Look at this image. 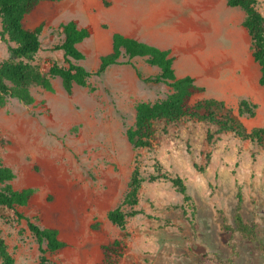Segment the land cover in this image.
Masks as SVG:
<instances>
[{
	"label": "rangeland",
	"instance_id": "1",
	"mask_svg": "<svg viewBox=\"0 0 264 264\" xmlns=\"http://www.w3.org/2000/svg\"><path fill=\"white\" fill-rule=\"evenodd\" d=\"M165 1L178 18L182 36L206 63L207 88L191 103L210 97L236 114L244 98L257 106L253 117L239 118L245 130L263 127L264 87L241 25L244 13L228 7L226 0ZM256 9L264 17V0H257ZM96 13L83 8L80 0H63L42 2L27 15L25 29L42 24L36 56L41 67L49 58L61 61L59 52H50L62 39L57 28L75 21L89 32L77 47L84 55L82 65L93 72L99 58L111 51L106 27L95 23ZM10 46L0 34V61L7 59ZM130 63L141 79L155 76L144 59ZM141 79L131 65L111 66L70 93L54 79L51 92L31 89V105L8 99L0 107V163L13 172L14 190H34L25 207L0 208V236L14 264L39 261L27 222L16 214L58 231L67 247L46 255L53 264H98L100 246L116 239L125 243L117 264H197L203 254H216L231 264H264V149L195 121L160 125L151 151L134 149L125 131L133 124L135 105L154 103L170 93L164 84ZM208 130L214 134L210 142ZM135 165L145 179L135 208L141 214L127 218L121 230L106 216L120 204ZM156 165L159 174L182 180L193 217L180 208L182 196L169 181H148L156 175ZM237 192L244 223L255 226L251 241L222 229V221L235 228Z\"/></svg>",
	"mask_w": 264,
	"mask_h": 264
},
{
	"label": "trees",
	"instance_id": "2",
	"mask_svg": "<svg viewBox=\"0 0 264 264\" xmlns=\"http://www.w3.org/2000/svg\"><path fill=\"white\" fill-rule=\"evenodd\" d=\"M60 1L63 0H0V34L12 43L8 48L7 59L0 61V107L8 99H14L24 106L31 105L34 101L31 89L39 88L51 92L54 79H59L63 90L70 93L73 86L84 87L91 77H102L111 66L131 65L137 77L141 79L136 67L130 61L133 58H142L148 66L159 70L154 77L141 79L142 82L164 84L170 89V93L154 103L138 102L135 105L133 124L125 131L126 139L134 149L151 151L160 125L179 124L184 121L213 125L217 128L216 133L230 132L235 137L248 140L251 144L264 149V126L248 132L239 120L243 116L253 117L257 106L242 98L238 101L235 114L222 101L215 99H203L191 103L192 97L201 92L202 88L195 86L191 77L175 78L168 51L113 34L111 51L99 58L95 71L89 72L82 65L83 53L77 48L88 37L89 32L85 28H79L74 21H68L58 26L57 31L62 39L50 50V52H59L61 61L49 58L46 62L47 66L41 67L36 56L40 51L39 34L42 24L28 30L23 26V19L42 2ZM226 5L230 8H238L244 13L241 25L250 39L251 57L259 68L258 83L264 87V17L256 9L257 0H226ZM213 137L214 134L208 130L206 141L210 142ZM159 170V166L156 165V175H149L148 181L158 179L169 181L175 191L182 196L180 208L188 209L193 217L191 198L187 195L182 180L159 174ZM13 179L14 174L11 169L0 163V208L15 210L17 207H25L34 194L31 188L14 190L10 184ZM144 181L139 167L135 165L120 204L107 213L106 218L112 225L123 230L127 218L141 214V211L135 208L138 205V192ZM240 209V193L237 192L233 214L235 228H230L222 221V229L230 234L237 233L242 239L251 241L255 237V226L252 223H244ZM16 217L27 222V228L38 245V264H53L46 255L67 247L66 243L59 240L58 231L54 228H41L22 214H16ZM100 251L102 260L98 264H117L125 251L124 240L116 239L109 244L101 245ZM0 264H14V259L1 236ZM197 264H231V262L222 260L216 254H203L198 257Z\"/></svg>",
	"mask_w": 264,
	"mask_h": 264
},
{
	"label": "crops",
	"instance_id": "3",
	"mask_svg": "<svg viewBox=\"0 0 264 264\" xmlns=\"http://www.w3.org/2000/svg\"><path fill=\"white\" fill-rule=\"evenodd\" d=\"M80 2L83 8L97 12L94 16L95 23L106 27L104 37L111 46L112 35L119 34L168 51L176 79L188 76L193 79L195 86L207 88L206 63L196 55L197 49L190 46L188 38L182 36L178 18L165 0H80ZM134 59L142 58L132 60ZM98 64L99 61L97 67ZM152 71L153 75L159 73L156 67H152Z\"/></svg>",
	"mask_w": 264,
	"mask_h": 264
}]
</instances>
